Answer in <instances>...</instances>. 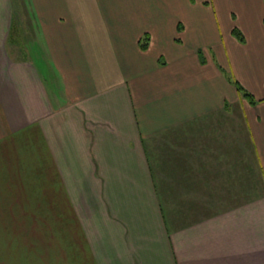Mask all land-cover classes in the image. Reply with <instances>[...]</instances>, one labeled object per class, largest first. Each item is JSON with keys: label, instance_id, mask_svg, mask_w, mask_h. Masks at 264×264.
Masks as SVG:
<instances>
[{"label": "crops", "instance_id": "1", "mask_svg": "<svg viewBox=\"0 0 264 264\" xmlns=\"http://www.w3.org/2000/svg\"><path fill=\"white\" fill-rule=\"evenodd\" d=\"M35 3L31 57L0 0V264H264V0Z\"/></svg>", "mask_w": 264, "mask_h": 264}, {"label": "rangeland", "instance_id": "2", "mask_svg": "<svg viewBox=\"0 0 264 264\" xmlns=\"http://www.w3.org/2000/svg\"><path fill=\"white\" fill-rule=\"evenodd\" d=\"M36 0H13L14 2V9H15V30H14V35H13V40L19 41L22 39H24L25 45L27 46V49L25 50V52L20 51L18 52L19 55L21 54H26L29 55L31 57H37V54L39 53V42L36 40L35 38V34L36 32L31 31L29 28L30 26H21V21L23 19H29L31 18V23H33L34 21V17L39 16V10H36ZM98 1V0H97ZM25 27L26 31L24 30ZM26 32V34H25ZM33 35V36H32ZM31 38V39H30ZM35 38V39H34ZM27 223H29V221H27ZM3 224V223H2ZM9 224L11 227H13V229H11V239L10 240H14L18 238L17 230V224H16V220L15 223L13 222V217H10L9 220Z\"/></svg>", "mask_w": 264, "mask_h": 264}, {"label": "trees", "instance_id": "3", "mask_svg": "<svg viewBox=\"0 0 264 264\" xmlns=\"http://www.w3.org/2000/svg\"><path fill=\"white\" fill-rule=\"evenodd\" d=\"M233 33L240 39V40H243L244 39V35L242 33V31L238 28V27H235L233 29ZM140 45L142 48H147L148 46V36H144L143 40H141L140 42ZM239 91L241 93H243V96L249 100V102L251 103H255L257 102V99L255 98L254 94L252 92H250L249 90L245 89L243 86H241L237 81H235Z\"/></svg>", "mask_w": 264, "mask_h": 264}]
</instances>
